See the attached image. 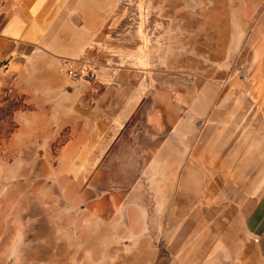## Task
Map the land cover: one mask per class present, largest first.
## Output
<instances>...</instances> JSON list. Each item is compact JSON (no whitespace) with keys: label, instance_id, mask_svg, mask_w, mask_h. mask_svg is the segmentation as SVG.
Here are the masks:
<instances>
[{"label":"rangeland","instance_id":"1","mask_svg":"<svg viewBox=\"0 0 264 264\" xmlns=\"http://www.w3.org/2000/svg\"><path fill=\"white\" fill-rule=\"evenodd\" d=\"M99 1L117 10L128 30L138 27L144 48L153 44L158 66L143 79L158 83L159 128L176 147L194 146L222 105L228 115L206 126L207 142L225 146L224 156L233 147L238 176L216 179L198 152L176 149L160 152L174 159L175 179L160 165L159 179H142L138 169L137 179H77L71 189L70 179H58L68 171L58 169V155L69 131L58 138L51 130L36 137L40 149H21L23 121L14 113L28 97L0 72V179L9 181L0 182V264H166L172 240L187 241L176 250L198 264H231L263 230L248 231L240 211L264 210L263 179H246L264 164L263 120L247 113V67L263 41L248 40L246 23L250 12L262 13L264 0H251L249 9L250 0Z\"/></svg>","mask_w":264,"mask_h":264},{"label":"crops","instance_id":"2","mask_svg":"<svg viewBox=\"0 0 264 264\" xmlns=\"http://www.w3.org/2000/svg\"><path fill=\"white\" fill-rule=\"evenodd\" d=\"M251 4L247 1L248 9ZM121 20L117 10L112 12L99 0H0V72L14 78L31 108L14 113L22 119L20 131L25 135L18 145L28 150L37 143L40 149L36 137L53 130L59 138L69 131L58 155V169L68 171H58V179H70L71 189H76L77 179H137L138 169L143 171L142 179H159L160 165L168 170L166 179H175L174 159H161L160 152L176 149L198 152L199 164L215 168L216 179H235L240 162L231 155L233 147L224 156L226 147L209 144L206 135V126L223 123L228 113L221 111L222 105L216 107L198 144L184 142L176 147L169 131L159 128L158 83L153 85L152 80L148 86L143 79L158 66L153 44L144 48L138 27L128 30L126 20ZM246 23L248 40L263 41L258 61L254 48L247 67V113L253 121L256 114L261 116L264 129V4L262 13L256 17L250 12ZM85 57L96 63L85 79L64 75L62 59ZM199 117L207 119V113ZM171 134L180 138L176 130ZM160 136L167 138L160 143ZM247 173L246 179H263L264 184V164L261 170L252 166ZM262 195L264 190L259 200ZM240 215L245 216L248 231L256 225L263 230L256 245L251 243L245 255L232 257L231 264H264V210L242 209ZM181 246L186 247L187 241L168 242L166 264H198V257H185L176 250Z\"/></svg>","mask_w":264,"mask_h":264},{"label":"built area","instance_id":"3","mask_svg":"<svg viewBox=\"0 0 264 264\" xmlns=\"http://www.w3.org/2000/svg\"><path fill=\"white\" fill-rule=\"evenodd\" d=\"M95 62L91 57H85L81 61H74L68 59H62L60 62V68L65 76L71 80H80L87 77L89 69L95 66ZM254 242H258L255 238Z\"/></svg>","mask_w":264,"mask_h":264},{"label":"trees","instance_id":"4","mask_svg":"<svg viewBox=\"0 0 264 264\" xmlns=\"http://www.w3.org/2000/svg\"><path fill=\"white\" fill-rule=\"evenodd\" d=\"M31 109L30 107H27L26 105L21 110Z\"/></svg>","mask_w":264,"mask_h":264}]
</instances>
